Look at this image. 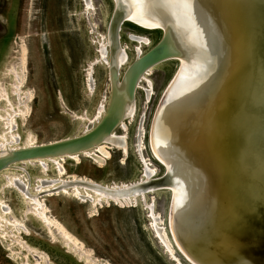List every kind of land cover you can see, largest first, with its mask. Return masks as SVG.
I'll return each instance as SVG.
<instances>
[{
    "label": "bare ground",
    "instance_id": "obj_1",
    "mask_svg": "<svg viewBox=\"0 0 264 264\" xmlns=\"http://www.w3.org/2000/svg\"><path fill=\"white\" fill-rule=\"evenodd\" d=\"M113 1L115 14H123L122 21L162 31V40L171 52L168 54L166 48L155 56L168 54V59L178 61L177 70L162 91L147 136L152 155L166 163V175L157 182L148 183L147 179L111 186L100 185L87 176L68 175L66 158L80 164L79 154L91 155L94 149L101 154L99 163L109 157L111 150L107 151L105 144L111 143L112 128H126L124 121L136 108L135 89L155 66L138 59L122 79H112V71L119 72L125 61L117 47L110 59L106 57L112 70L109 77L113 93L109 108L104 105L99 109L103 114L98 123L105 126L89 141L52 149L69 137L46 143L30 139L21 144L16 112L9 114L4 118L6 130L0 132V173L22 171V177H7L9 185L28 201L35 217L87 257L93 256V251L51 213L47 197L70 195L90 203L91 213L96 215L105 205L133 206L145 192L167 186L171 193L165 218L152 209L148 217L171 256H181L189 264H264V0ZM84 3L87 8L91 6V0ZM21 50L24 66V45ZM141 54L138 52L136 58ZM23 79L24 74L18 83ZM32 95L28 93L27 101H32ZM24 107L20 112L27 114L30 107ZM182 132L191 139L187 146L195 141L194 148H184L187 141ZM141 134L142 127L137 146L143 144ZM116 138L114 144L127 154L126 140L122 141L125 138ZM26 163H37L42 174L33 187L23 166ZM50 164L56 169L55 178L48 177ZM149 175L146 170L145 177ZM9 210L0 199V224L11 223L6 219ZM11 225L17 230L20 223Z\"/></svg>",
    "mask_w": 264,
    "mask_h": 264
},
{
    "label": "rangeland",
    "instance_id": "obj_2",
    "mask_svg": "<svg viewBox=\"0 0 264 264\" xmlns=\"http://www.w3.org/2000/svg\"><path fill=\"white\" fill-rule=\"evenodd\" d=\"M85 5L84 0H0V132L6 130L4 118L16 112V132L21 137V144L30 139L46 143L69 137V141L51 147L53 149L91 140L100 127L105 126L101 121L98 123L103 114L99 109L110 106L113 93L110 77L122 79L133 63L138 59L144 61L163 39L161 30L142 29L133 22L122 21L123 14H115L113 0H91V6ZM112 25L115 26L113 37L110 33ZM22 45L26 49L24 66L21 63ZM116 47L125 58L119 72L108 66L110 53ZM168 50L169 54L171 51ZM138 52H142L140 58H136ZM168 54L144 61L145 65L152 63L155 66L143 80L140 79L135 89L136 108L132 118H127V123L124 121L125 129L121 125L112 128L111 140L124 137L122 141L126 140L128 153L124 154L110 140L111 143L105 144L108 147L105 149L111 150L109 157L103 158L101 163L97 149L91 154L97 158L80 153V164L66 158L69 176H87L100 185L111 186L132 185L149 179L148 183L157 182L166 175V163L152 155L147 136L162 91L178 67L177 59H168ZM109 69L113 73L110 77ZM22 74L24 79L18 83ZM29 92L33 94L32 101H27ZM25 104L30 107L27 114L20 112ZM140 127L143 144L137 146ZM186 134L182 132L187 141L183 142L184 148L192 149L195 141L187 146L191 139L188 140ZM23 166L33 187L42 176L39 165L26 163ZM146 170L151 175L148 178L145 177ZM55 171L54 165L50 164L48 177L55 178ZM23 174L15 169L0 173V199L11 209L6 219L20 223L17 230L11 223L2 221L0 224V264H104L105 261L109 264H189L181 256L173 257L165 250L149 222L150 209L165 218L170 187L145 192L144 197H138L137 203H132L133 206L105 205L96 215L91 213L90 203L70 195L47 197L51 213L70 234L93 251L94 255L87 257L67 243L54 228L49 229L35 217L28 201L9 185L7 177H22ZM64 180L71 182L72 178Z\"/></svg>",
    "mask_w": 264,
    "mask_h": 264
},
{
    "label": "water",
    "instance_id": "obj_3",
    "mask_svg": "<svg viewBox=\"0 0 264 264\" xmlns=\"http://www.w3.org/2000/svg\"><path fill=\"white\" fill-rule=\"evenodd\" d=\"M165 49H166L165 44H164L163 40L161 39L160 42L157 44V46L152 50V52L144 59V61L152 58L153 56H155V54H157V52H159L161 50L164 51ZM164 175H165V173H164Z\"/></svg>",
    "mask_w": 264,
    "mask_h": 264
}]
</instances>
